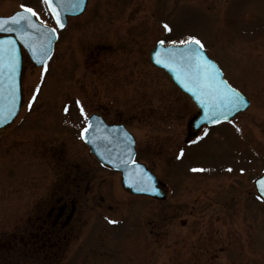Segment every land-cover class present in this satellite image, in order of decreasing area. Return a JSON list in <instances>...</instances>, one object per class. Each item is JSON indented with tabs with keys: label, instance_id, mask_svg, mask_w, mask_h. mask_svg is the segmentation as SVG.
<instances>
[{
	"label": "rangeland",
	"instance_id": "obj_1",
	"mask_svg": "<svg viewBox=\"0 0 264 264\" xmlns=\"http://www.w3.org/2000/svg\"><path fill=\"white\" fill-rule=\"evenodd\" d=\"M21 4L53 25L43 0H0V15ZM188 36L251 104L242 140L202 132L178 155L192 105L148 53ZM263 36L264 0H87L57 30L46 69L23 59L22 105L0 129V264H264V202L251 182L264 168ZM90 112L126 125L164 199L130 194L92 156L81 140ZM68 191L66 239L47 255L28 240L30 217Z\"/></svg>",
	"mask_w": 264,
	"mask_h": 264
},
{
	"label": "water",
	"instance_id": "obj_2",
	"mask_svg": "<svg viewBox=\"0 0 264 264\" xmlns=\"http://www.w3.org/2000/svg\"><path fill=\"white\" fill-rule=\"evenodd\" d=\"M85 1L86 0H83L82 3L77 4L74 9H72L70 4L66 5L70 9L68 11H64L63 9H58V11H60L61 22L63 23V25L65 24V21H66L65 16L67 14L76 15L80 13L85 5ZM48 10L51 13V10L49 8ZM17 11H23V9L16 10L10 15H14ZM10 15H7V16H10ZM7 16L0 15V17H7ZM33 20L35 23L40 24L34 18ZM8 26H12L11 21H9ZM45 26H47V28H53L48 25H45ZM15 27L19 31H23L27 33L28 35L26 37H20L18 36L17 31H0V33L5 34V35H1L0 39L11 37L12 40L15 41V48H16V53L18 57V66H17L16 72L14 75V81H15V87H16V100L14 103L12 102V98L10 95L8 70L6 67L4 68L3 73H2L3 78L0 79V115H2L3 117L2 119H0V127L4 126L5 124L11 121V119L16 115L19 105H20V87H19L20 85L19 79H20V73H21L20 45L27 52L30 60L35 65H40L42 63H39L36 59L33 58L31 48L25 46L23 41L24 39H28L30 43H34L37 47H39L41 43V36L47 35L46 33H38L36 29H31L29 27H26L23 24L17 25ZM57 27H60V26L57 25ZM55 39H56V32L54 34H51V43L50 45H48L50 48V54L46 57V60L51 55L52 46H53V42ZM158 42L150 50V53H149L150 59L154 64L165 69L170 75L174 84L181 90L188 93L193 98V100L195 101V103L198 105V107L201 110L200 114L197 117L198 119L197 122L212 124V123H216L221 120H225V119H220L219 117H216V122H208L205 119V116L209 115V113L206 111L204 104H201V102L197 100L196 95L188 91V89L184 87V85L179 80H177L176 73L173 70L165 67L163 64H159L156 62L157 53L159 54V57L161 59L165 58L166 53L164 52V49H167L170 47L182 48L185 46L184 45H162V44H159ZM192 47L198 48L199 46L193 45ZM200 51H202L203 55L207 58V60L211 62L209 66V71L210 72L214 71L215 73H218V75L216 76L217 81L222 80L223 82H225L224 84H221V87L223 88L225 84L228 85L225 79L222 78L221 72L219 68L217 67L216 63L206 55L203 49H200ZM204 103L210 104L211 101L205 98ZM246 105H247V102L244 99V103L240 107L226 113L227 117L229 118L235 112L243 109ZM10 107H11V112H9ZM89 117L90 119H88V122H87L88 131L85 133V136L83 137V139L88 144L91 152L102 163L109 165L113 169L120 171L121 185L125 189L129 190L131 193H134V194H142V195H148V196L156 197V198H163L164 190L161 187L162 183H159L156 177L142 163H139L133 160L134 141H133L131 134L128 131H126L123 127L116 126V125H105L98 116L96 117V115L92 114ZM261 181H264V174L256 178L254 181L257 193L260 195V197L264 199V192L261 191ZM146 188L155 189V190L154 191L143 190Z\"/></svg>",
	"mask_w": 264,
	"mask_h": 264
},
{
	"label": "snow or ice",
	"instance_id": "obj_3",
	"mask_svg": "<svg viewBox=\"0 0 264 264\" xmlns=\"http://www.w3.org/2000/svg\"><path fill=\"white\" fill-rule=\"evenodd\" d=\"M83 0H43L48 8L51 10L52 17L54 18L57 25L63 27L61 22V15L58 9H63L64 11L70 10L66 5H71L72 9L79 3H82ZM20 8L23 11H17L14 15L7 17H0V31H17L18 36L26 37L28 34L19 31L15 26L25 25L31 29H36L38 33H46L47 35L41 36V43L37 47L34 43H30L28 39H24V44L27 47H30L32 50L33 58L36 59L39 63L47 67L46 57L50 54V48L48 45L51 43V34L55 33L54 28H47L41 21L40 24L34 22L33 17L39 18L37 13L31 8L26 7L21 4ZM9 21L12 22V26H8ZM165 30H170L167 23L163 24ZM159 44H164L165 41H159ZM177 43V42H169ZM185 47L174 48L170 47L164 49L166 56L164 59L159 57L157 53L156 62L163 64L165 67L173 70L176 73V78L179 80L188 91L196 95L197 100L204 104L206 111L209 115L205 116V119L208 122H216V117L220 119H228L226 113L230 112L244 103V98L239 94V92L230 85H226L222 88L221 84L225 82L217 81L216 76L218 73L214 71H209L210 61L203 55V52L200 49L203 48V44L196 36H188L185 40L178 42ZM199 46L198 48H193L192 46ZM18 66V57L15 48V41L11 37H6L0 39V79H2V73L6 67L8 70V79L10 86V95L12 102L16 100V87L14 81V75ZM43 72V70H42ZM40 85L37 84L35 90L32 93V99L28 101V106L32 104V100L36 98V92L39 90ZM211 101L210 104H205L204 99ZM77 105L80 104V101H76ZM67 110V106H65ZM11 112V107L9 108ZM80 112L84 115V109L81 107ZM0 115V119H2ZM85 119H90L89 116L85 115ZM239 130V129H237ZM88 131V128L85 127L81 130V136L84 137L85 133ZM207 129H205V132ZM200 137H197L199 140ZM184 149L179 150L178 155H182ZM193 171H203V169L193 168ZM231 170V169H229ZM243 172V169H241ZM143 190H152L155 189H143ZM261 191L264 192V181H261ZM110 223H115L116 221H109Z\"/></svg>",
	"mask_w": 264,
	"mask_h": 264
},
{
	"label": "flooded vegetation",
	"instance_id": "obj_4",
	"mask_svg": "<svg viewBox=\"0 0 264 264\" xmlns=\"http://www.w3.org/2000/svg\"><path fill=\"white\" fill-rule=\"evenodd\" d=\"M229 82L238 87V89L246 94L242 88L237 86L235 83H233L232 79L228 78ZM247 95V94H246ZM249 98V105L251 104V99ZM262 99H264L263 96H261ZM260 99L259 102L263 103V100ZM191 102V100H190ZM192 108L188 116H192L197 112L196 107L191 102ZM249 107V106H248ZM247 107V108H248ZM245 111V110H244ZM238 112L230 119L217 123L212 126H206L201 125L197 131L194 128L193 123V117L190 118V120L185 125V132L183 135V141L180 143V146L178 148L182 147L183 145L192 144L193 141L196 138V135L202 132H205V129H207L206 134H215L213 133L215 130H221L225 129V133H221V137L224 138L225 136L230 137V141H239V139H243L241 133H240V126L241 122L239 121V114L243 113ZM99 114L104 121L107 123H122L124 126H126L121 121H107L106 115L103 112H95ZM239 129V130H237ZM241 142V141H240ZM233 162H246V161H239L238 159L232 160ZM236 167H233V169ZM237 169V168H236ZM223 171L222 173H224ZM255 176V175H254ZM67 179V178H66ZM79 185V184H78ZM77 190V188H76ZM78 192V191H76ZM84 192H87L85 190ZM73 192H63V193H56L49 196V199H53L52 202L48 203V206L46 208V211H44V206H36L35 214L34 216L30 217V235H29V241L31 242V246L38 247V249L42 250L45 254H50L54 252L55 247L61 243V241H65L66 239V232L67 230L65 227L67 226L68 222L70 221L73 213H74V205H73ZM32 221V223H31ZM49 248V249H48Z\"/></svg>",
	"mask_w": 264,
	"mask_h": 264
},
{
	"label": "bare ground",
	"instance_id": "obj_5",
	"mask_svg": "<svg viewBox=\"0 0 264 264\" xmlns=\"http://www.w3.org/2000/svg\"><path fill=\"white\" fill-rule=\"evenodd\" d=\"M250 106V105H249Z\"/></svg>",
	"mask_w": 264,
	"mask_h": 264
}]
</instances>
